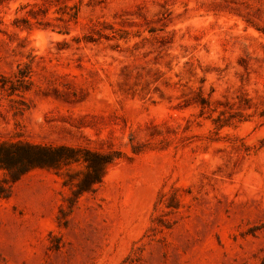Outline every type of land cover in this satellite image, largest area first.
Instances as JSON below:
<instances>
[{"label":"rangeland","instance_id":"1","mask_svg":"<svg viewBox=\"0 0 264 264\" xmlns=\"http://www.w3.org/2000/svg\"><path fill=\"white\" fill-rule=\"evenodd\" d=\"M0 145V264H264V0H0Z\"/></svg>","mask_w":264,"mask_h":264},{"label":"trees","instance_id":"2","mask_svg":"<svg viewBox=\"0 0 264 264\" xmlns=\"http://www.w3.org/2000/svg\"><path fill=\"white\" fill-rule=\"evenodd\" d=\"M26 147L29 148L30 150H45L44 148L38 147L36 145H31V144L27 145ZM8 148L9 147H7V145H0V150L4 151V155H2L1 151H0V166L5 165L6 163H9V161H11V159H12L11 156L13 154H12V152L8 151ZM18 155L20 156L22 154H18ZM39 157H41V156H39ZM27 159H31V157L27 155ZM39 159H42V158H39Z\"/></svg>","mask_w":264,"mask_h":264}]
</instances>
